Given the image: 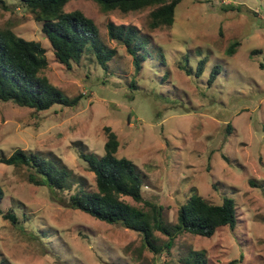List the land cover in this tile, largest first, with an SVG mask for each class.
Masks as SVG:
<instances>
[{
  "label": "rangeland",
  "instance_id": "rangeland-1",
  "mask_svg": "<svg viewBox=\"0 0 264 264\" xmlns=\"http://www.w3.org/2000/svg\"><path fill=\"white\" fill-rule=\"evenodd\" d=\"M74 11L92 19L102 43L117 51L108 70L94 55L71 69L60 64L33 14L19 0H0V30L40 42L49 60L43 75L67 97L83 95L75 108L47 111L0 101V156L39 152L61 159L74 176V187L60 191L31 183L26 167L0 163V262L187 264L190 253L202 252L206 264H264V0H181L173 27L156 30L148 25L151 9L104 12L94 1L72 0L65 12ZM109 23L149 36L140 72L126 48L110 39ZM203 58L201 77L181 69L195 70ZM215 66L220 72L210 85ZM106 127L118 136L117 156L143 172V196L163 207L165 222H178L195 189L214 204L232 199L236 227L211 238L179 234L171 250L165 249L169 238L156 232L162 249L156 254L141 234L72 209L69 199L80 187L96 189L81 152L102 156ZM11 210L18 224L6 218Z\"/></svg>",
  "mask_w": 264,
  "mask_h": 264
},
{
  "label": "trees",
  "instance_id": "trees-1",
  "mask_svg": "<svg viewBox=\"0 0 264 264\" xmlns=\"http://www.w3.org/2000/svg\"><path fill=\"white\" fill-rule=\"evenodd\" d=\"M70 1L72 0H19L33 14L35 21L41 24V30L60 64L71 69L73 64L80 63L83 56L94 55L98 64L104 70H108L109 63L115 58L117 51L108 49L102 43L99 28L92 19L81 11L65 12V7ZM91 1L97 3L104 12L120 11L128 14L151 9L148 25L152 30L173 27L176 9L181 2V0ZM107 28L110 39L126 48L133 59L136 72H140L147 60L146 55H149L147 50L150 44L149 36H141L140 32L136 31V26L109 23ZM239 45V42L234 43L230 49L231 55ZM207 63L208 59L203 58L195 70L189 69L188 66L181 69L188 76L201 77ZM48 66L47 49L40 42L19 37L11 29L0 30L1 102H12L19 107L36 111H47L54 105L77 107L83 95L72 99L67 97L43 75ZM219 70L218 66L212 69L210 85L215 81ZM105 133L107 141L102 156L81 152L89 171L95 175L96 189L90 191L87 187H80L69 199L72 209L82 211L109 225H121L141 234L146 246L156 254L162 253V249L156 246V232L163 233L169 238L165 249L171 250L173 241L179 234L211 238L220 228L229 227L233 230L236 227L238 216L232 199L223 198L221 204H214L206 201L195 192V189L192 196L180 206L178 222L174 225L165 222L163 207L145 200L143 196L146 187L143 172L132 160L117 156L120 147L117 134L110 127L105 128ZM0 163L28 168L29 180L35 185L60 191L72 187L71 181L74 177L72 171L56 157L18 149L9 157L0 156ZM77 183L78 181L75 185ZM250 183L256 186L254 181ZM4 197L5 192L0 185V203ZM124 197L142 203L144 208L128 203ZM6 218L18 224V217L12 210L6 214ZM204 261L205 255L202 252L190 253L186 259L187 264H206ZM0 264H3L2 261Z\"/></svg>",
  "mask_w": 264,
  "mask_h": 264
}]
</instances>
